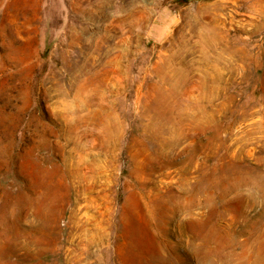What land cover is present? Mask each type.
Returning a JSON list of instances; mask_svg holds the SVG:
<instances>
[{"label":"rangeland","instance_id":"1","mask_svg":"<svg viewBox=\"0 0 264 264\" xmlns=\"http://www.w3.org/2000/svg\"><path fill=\"white\" fill-rule=\"evenodd\" d=\"M0 264H264V0H0Z\"/></svg>","mask_w":264,"mask_h":264},{"label":"bare ground","instance_id":"2","mask_svg":"<svg viewBox=\"0 0 264 264\" xmlns=\"http://www.w3.org/2000/svg\"><path fill=\"white\" fill-rule=\"evenodd\" d=\"M262 258V257H261ZM258 261V260H257Z\"/></svg>","mask_w":264,"mask_h":264}]
</instances>
